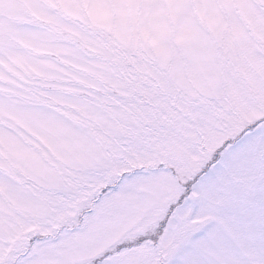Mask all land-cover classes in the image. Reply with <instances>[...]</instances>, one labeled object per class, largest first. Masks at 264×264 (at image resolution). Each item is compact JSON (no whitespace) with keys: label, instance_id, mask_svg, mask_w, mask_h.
<instances>
[{"label":"snow or ice","instance_id":"6c2138e0","mask_svg":"<svg viewBox=\"0 0 264 264\" xmlns=\"http://www.w3.org/2000/svg\"><path fill=\"white\" fill-rule=\"evenodd\" d=\"M0 264H264V0H0Z\"/></svg>","mask_w":264,"mask_h":264}]
</instances>
